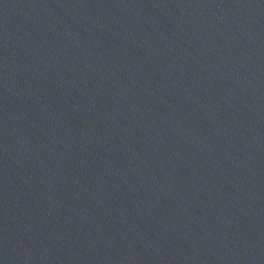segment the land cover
Wrapping results in <instances>:
<instances>
[{
  "label": "water",
  "instance_id": "1",
  "mask_svg": "<svg viewBox=\"0 0 264 264\" xmlns=\"http://www.w3.org/2000/svg\"><path fill=\"white\" fill-rule=\"evenodd\" d=\"M0 264H264V0H0Z\"/></svg>",
  "mask_w": 264,
  "mask_h": 264
}]
</instances>
